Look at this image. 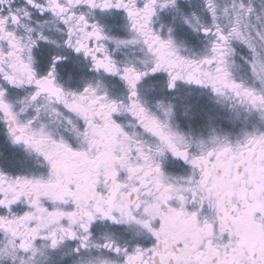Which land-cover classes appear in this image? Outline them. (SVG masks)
I'll return each mask as SVG.
<instances>
[{
    "label": "snow or ice",
    "instance_id": "1",
    "mask_svg": "<svg viewBox=\"0 0 264 264\" xmlns=\"http://www.w3.org/2000/svg\"><path fill=\"white\" fill-rule=\"evenodd\" d=\"M0 264H264V0H0Z\"/></svg>",
    "mask_w": 264,
    "mask_h": 264
}]
</instances>
